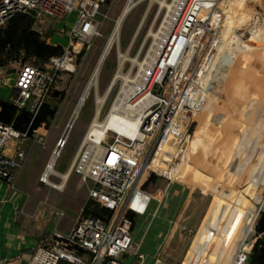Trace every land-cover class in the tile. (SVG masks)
I'll use <instances>...</instances> for the list:
<instances>
[{"label": "built area", "instance_id": "2783aa9c", "mask_svg": "<svg viewBox=\"0 0 264 264\" xmlns=\"http://www.w3.org/2000/svg\"><path fill=\"white\" fill-rule=\"evenodd\" d=\"M224 1H168L165 21L160 22L159 43L153 47V54L144 62L135 79L124 83L125 87L120 91L117 115L129 119L133 112L138 111L136 126L121 127L119 132L109 128L103 130L98 140L93 142L98 145L96 150L90 147L84 153L83 149L76 166L83 180L85 177L92 180L86 197L109 208V217L103 221L97 216L82 213L80 209L66 233L53 231L49 238L37 241L25 264H140L143 261L140 240L159 203L162 190L174 183L191 190L196 187L188 185L178 176L176 168L183 161V153L189 150L196 117L205 102L209 98L214 102L220 100L215 95L214 83L222 80L221 85L226 88L228 72L237 61L234 53L238 55L244 49L264 51V39L261 46L259 42L252 47L246 43L248 47L239 49L238 41L255 34L256 30L251 28V23H247L249 26H234V30L240 27L237 31L239 39L235 32H231L233 35L228 38L225 36L232 52L219 55L221 63L216 65L211 53L215 55L219 48L225 47L218 42ZM101 4L102 0H0V26L15 11L30 12L33 15L30 28L46 41L49 37L44 36L45 18H61L75 11L59 54L51 55L43 62H38L34 56L26 59L16 57L0 65L1 72H7V68L8 72H14L10 87L12 102L17 108L26 107L31 112L28 127L22 132L0 120V180L7 188H13L16 168L21 161L18 152L21 142L29 138L44 144L47 127L39 113L55 73L73 71L72 59L80 46L88 47L94 37L102 36L99 28L106 13L100 9ZM243 33L244 37L241 36ZM200 49L203 51L200 52ZM193 53V60L187 64ZM221 64L225 67L231 65L227 74L222 70L224 74L218 77ZM220 93H224L222 88ZM97 115L98 111L96 119ZM88 135L93 136V132ZM62 144L63 140H57L37 177L53 187L49 177L52 173L48 170L44 174V170L50 157L53 155L55 158ZM82 145L86 147L87 143ZM89 159L92 168L86 169L85 163ZM151 174L161 176L163 183L152 185L149 181ZM135 227L136 232L132 234L131 230ZM249 230H253V225L243 235L239 232L240 237L228 248L224 257L226 264L245 263L251 245L244 247L242 242L255 238L254 234L247 236ZM136 236L138 239L134 241ZM176 243L183 245L179 239ZM161 257L162 250L156 255L154 264H158ZM163 261L175 264L177 255L168 254Z\"/></svg>", "mask_w": 264, "mask_h": 264}, {"label": "rangeland", "instance_id": "374dc122", "mask_svg": "<svg viewBox=\"0 0 264 264\" xmlns=\"http://www.w3.org/2000/svg\"><path fill=\"white\" fill-rule=\"evenodd\" d=\"M126 1L127 0H102L100 9L106 13V17H104L99 28L102 36L94 37L91 44L88 47H85V51L82 55L77 57V55L75 54V56H73V71L55 73V78L60 75V77H58L56 80L58 86V88H56L57 92L55 93V95L52 94V91L50 92V94L54 97L55 102H57L55 122H58V120L62 118L64 114L70 111L66 116L65 121H67L74 104L76 105L77 103V98H80V95L82 94L83 89L85 88L90 78L93 68L101 54L102 49L105 46L107 37L112 31L115 20L120 14ZM165 1L168 2L169 0ZM227 1L229 0H225L224 2ZM234 1H238V3H241L242 6H232V3H235L230 2L229 8H225V11H228L227 14L229 13V11L239 12L242 9L248 11L247 8L251 7V10L257 13V15L260 13L264 16V0ZM133 7L124 16V21H122L118 31L117 40H112L109 45L110 47H108L107 49L104 59L97 72L95 87L89 88L84 102L81 103V106L78 109L79 112L77 111L76 113V119H73L71 126L67 131L64 143L59 146L60 149L58 154L56 155V159L54 160V166L52 165V167L58 170V172L60 173H64L66 168L68 167L73 154L77 149L76 146H78L83 136L85 126L88 123L92 112L94 111L95 92L98 95L103 94L117 69V64L121 59V57L119 56V52H126L129 58H133L140 48L138 59L140 58L139 60H142L147 52L148 47L152 43L151 37L146 36L148 34V30H156L160 26V22H162L166 14V9L164 8V6L160 7L156 1L152 0L150 2L149 0H140ZM74 15L75 11L72 10L68 12L66 16L63 15L61 18L52 16L46 17L48 19L44 20V36L49 37L54 42L63 44L64 37L67 35L68 28L73 22ZM248 24H246V26H249ZM254 25L255 24L252 22L251 28L253 30H256L254 29ZM242 26L244 25H240V27ZM240 27L237 28L236 31H238ZM132 31L133 34L130 37ZM241 36L244 37V33ZM251 36H253L252 41L254 40V38L258 39L259 41H262L264 39L263 19L260 21V26L255 31V34H252ZM251 36H246V41H248ZM129 37L130 40L128 41ZM257 43L258 42L255 41L252 45ZM236 59L237 61L233 63L228 72L229 79L228 83L225 81V89L227 91V94L231 96L232 99L237 100L242 107L237 116L229 115L225 123L222 125L225 139L223 145L221 146L223 158L234 168V174H231L230 178L227 179V182L229 180V184H226V187H231L235 190H237L239 186L244 183L243 181L245 177V169H241L244 166L245 168L248 166V163L246 161L248 151L246 146H244L240 141V137L242 134V124L244 123L250 125L255 123V121L258 119L264 120V53H260L259 51L248 53L246 52L238 56ZM119 69L122 74L128 73V75L131 76L137 71V66L135 64H132L130 60H124L122 61ZM13 77L14 72H8V68L7 72H5L4 70L2 72L0 71V98H11L9 91L10 87L12 86ZM116 79L111 85L112 87H110L109 91L107 92L104 102L98 109V118H102V116L106 113L109 105L111 104L113 98L117 94L122 84V79ZM238 79H240L242 81V84L246 86L249 93V100L247 102L240 101L237 97L233 96V86ZM51 83L54 84L55 82ZM46 99L47 96L45 98V102ZM230 102L233 101L230 100ZM209 104L210 105L208 108L197 115L196 121H198L202 117H205V115L208 113L209 108L214 110L215 112H226L223 102L220 100L219 102L211 101ZM229 110L230 109H228V111ZM65 123L66 122H64L62 126L55 125V143H57V140L60 139ZM262 135L264 136V132L263 134H261V136ZM48 142L49 135L47 140L44 141L43 145L35 140L30 141L27 146L22 163L20 161L21 165L16 168L13 188L18 187L30 192L31 188L34 186V176L39 171L38 161L43 156V153L48 150ZM84 147L85 146H83V149ZM20 149L21 145L18 148V151H20ZM82 150L76 157L74 165L71 168L72 170L65 180L64 186L61 188V190L59 189L60 191L56 192L54 200H51L52 205L54 204L53 206H55V208L47 207L48 211L46 212V214L44 213L45 216L42 225H45V227L47 225L48 230L55 229L61 233L67 232L70 223L74 219L75 215L79 212L86 199L87 187L91 185L92 180L89 177H85L83 180L82 174L77 170L76 166L80 161L79 159L81 157ZM186 160L190 162V164L195 166V164L191 160L189 161V158ZM196 168L203 171L207 175H210L200 167L196 166ZM50 179H52L56 183L60 182V179H58V176L56 175H51ZM183 179L186 182L190 183L189 179ZM234 180H236L237 183H234ZM44 185L47 186V184ZM46 186H43V190L49 188ZM192 190L200 195V201L197 202H202V206H200V210L202 208V212L198 218L197 214L200 211L199 205H194L195 203H193L192 205L194 206V209L191 210L190 215L186 218L184 222L185 224L181 225L176 222L177 224H175L173 228L170 226V223L172 220H175V218L178 217L177 196L170 189H167L163 193L161 200L156 210L154 211L150 221L148 222L146 230L140 240V250L144 253L143 261L140 264H154L157 252L160 250V246H162L163 242H166V247L163 248L162 257L160 258L158 264H168L163 261L168 254L177 255V261L175 264H182V256L185 254L188 244L190 243L197 229V226L204 215L211 196L210 193L204 191L203 189H199L198 191V188L194 187ZM243 191V189H240L241 193H243ZM255 192H257V189L255 190ZM42 202L44 201L42 200L41 202H37L36 208L45 209L46 205H44ZM41 210L42 209H40V211ZM182 210H184V212L182 213L181 211L179 217L176 218V220L183 219L182 215L184 213L186 214V212L185 209ZM43 212L44 211L40 212L39 218H41L40 216ZM138 219L139 215L136 216V220ZM135 232L136 227L131 230L132 234H134ZM239 235L240 234H238L236 240L240 237ZM177 238L179 240H182L183 245L176 244ZM247 240L249 241L250 239ZM27 251L29 253L30 249ZM244 264H249V260H247Z\"/></svg>", "mask_w": 264, "mask_h": 264}, {"label": "crops", "instance_id": "0c3cea01", "mask_svg": "<svg viewBox=\"0 0 264 264\" xmlns=\"http://www.w3.org/2000/svg\"><path fill=\"white\" fill-rule=\"evenodd\" d=\"M230 2L235 3H232V6H242V4L238 3V1L229 0L224 2L222 7H229ZM247 10L248 11L242 9L239 12L243 16H249L251 21H253L256 17H259L260 20H264V16L260 13L257 15V13L251 10V7H248ZM235 13L237 12L229 11L224 20L227 22L230 19L231 14L234 16ZM47 19L48 18L45 20ZM133 31L130 37L132 36ZM221 34L222 32L220 35ZM130 37L128 41L130 40ZM252 37L253 36H251L246 42L245 40L240 41L239 49L248 47L246 43L251 44L252 47V44L255 41L259 42L258 45L261 46V41L256 38L252 41ZM47 41L54 42L50 38ZM254 48L256 49V47ZM257 50L259 51V49ZM240 51L242 52L238 55L234 53L235 59L246 52H257L256 50L246 51L245 49ZM259 52L264 53L263 51ZM54 82V84L50 83L45 93L47 96L45 103L49 105L50 108L54 109L52 116H50L46 123L47 135L45 141L49 135L48 150L43 153V156L38 161L39 171L34 176V186L31 188L30 192L18 187L11 190L0 180V264H25L31 253L33 245L39 240L49 238L53 231H57L55 229L48 230L47 225L46 227L45 225L43 226L42 222L46 212L48 211L47 207L55 208V206H53L54 204L52 205V201L55 198L56 192L60 191L64 186L66 179L64 180L60 190L50 185L46 186L44 185L45 183H42L37 179L44 163L50 155L51 149L54 147L55 125L62 126V124L66 122V116L70 112L68 111L58 120V122H55L57 102H55L54 97L50 94L53 89L58 88L56 83L57 81L55 80ZM235 86L236 91L239 92L241 96V99L239 100L247 102L249 100V93L246 86L242 84L240 79L236 80L233 88ZM9 93L11 95V91H9ZM227 95L228 94L224 93L217 94L218 98L224 102H226L229 97ZM209 100L212 101L211 98ZM76 101H78V98ZM231 101L233 102H230L229 100V111L227 109L226 112H215L209 108L205 117L196 121L192 131L189 150L183 153L184 160L180 164L179 170H176V174L181 176L182 179H189L190 183L187 182L188 185L196 186L200 190L203 189L211 195L204 215L200 220L190 243L188 244L185 254L182 256L181 262L183 264H226V259L224 257L228 253V248L233 245L239 232H242L241 235H243L244 231H247L251 227L258 209L262 206L261 202L264 196V184L259 182L258 178L264 175L257 174L254 160L260 161L264 165V136H261L264 132V120L258 119L255 123L250 125L243 123L241 127L242 134L240 141L244 146H246L248 151L246 157L248 166L246 169L245 166L241 169H245L244 183L239 186L240 189L244 190L243 193L240 192L239 188L235 190L231 187H226V184H229V180L227 182V179L230 178L231 174H234V168L222 156L221 146L223 145L225 139L222 125L225 123L229 115L237 116L242 107L237 100L231 99ZM209 105H207L206 108H208ZM75 106L76 105L74 104L73 109ZM93 112L90 118L92 117ZM29 143L30 139L25 138L20 144L21 149L24 148L21 154V163ZM9 151H12V149ZM20 151H18L19 154ZM188 158L189 161L191 160L195 164V166L186 160ZM54 160L52 164L53 166L55 162ZM196 166L200 167L205 172H208L210 175H207L203 171L197 169ZM53 170L54 171L51 175L55 176L56 169L53 168ZM70 171L71 168L69 172ZM233 182L237 183L236 180ZM43 186L49 187L50 189L46 188L43 190ZM167 189L172 190L177 196V216L179 217L181 211L182 213L184 212L182 209H185L186 212V214L184 213L182 215L183 219L176 220V218H178L176 217L175 220L171 221L170 226L173 228L177 223L181 225L185 224L184 222L186 218L190 215L191 210L194 209L193 205L189 206L188 204V201L190 202L192 197V190L182 184L174 183L168 186L165 190H162L161 197ZM256 189L257 192H255ZM199 197L200 195H195V199L198 201H200ZM42 200L44 201L42 203L46 205V208H36L37 202H41ZM190 207L191 209H189ZM40 209H42L41 211H44L41 213V218H39V214L41 212ZM72 222L70 223V226ZM137 239L138 236L135 237L134 241ZM176 244L178 245V243ZM165 247L166 242H163L157 254L161 252V250L163 251V248ZM29 249L30 251L28 253L27 250ZM197 255L198 258H196Z\"/></svg>", "mask_w": 264, "mask_h": 264}, {"label": "trees", "instance_id": "16d2710c", "mask_svg": "<svg viewBox=\"0 0 264 264\" xmlns=\"http://www.w3.org/2000/svg\"><path fill=\"white\" fill-rule=\"evenodd\" d=\"M32 19L33 15L30 12L15 11L6 20L4 25L0 26V65H5L8 60L16 57L26 59L34 56L38 62H43L49 56L59 54L61 52L62 46L60 43L47 42L43 37L30 28ZM239 20L240 23L237 24ZM233 21V25H246L247 23H251L250 17L243 16L240 12L234 14ZM84 51L85 46L81 45L79 50L76 52L77 57L82 55ZM228 52L230 53L232 50H228ZM219 63H221L220 59L216 61V65ZM219 69L218 77L220 74H224L227 71V67L222 64L219 66ZM222 70H224V73ZM214 84L215 95L220 93V88H222L224 94H227L226 89L223 87L224 85H221L222 80H219ZM56 92V89L52 90L53 95H55ZM232 93L233 96L241 99L239 92L236 91V86L233 88ZM223 105L226 107L225 102H223ZM53 111L54 109L50 108L49 105L44 104L42 111L39 113L40 119L47 123L50 116H52ZM0 120L10 123L14 129L22 132L28 127L31 120V112L26 107L17 108L11 98H0ZM149 181L152 185L158 186L163 183V178L156 174H151ZM196 194L197 193L194 191L191 192L192 197L190 199L189 206H192L193 203H195L194 205L198 204L200 210L202 202H197L198 200L195 199ZM262 206L253 225V234L255 238L254 240L250 238L248 241V245H251L248 254L249 264H264V201ZM189 209H191V207ZM80 211L82 213H89L97 216L103 221L107 220L111 213L109 208L90 197H86ZM201 212L202 208L197 214L198 218Z\"/></svg>", "mask_w": 264, "mask_h": 264}, {"label": "bare ground", "instance_id": "6f19581e", "mask_svg": "<svg viewBox=\"0 0 264 264\" xmlns=\"http://www.w3.org/2000/svg\"><path fill=\"white\" fill-rule=\"evenodd\" d=\"M139 1L140 0H127L126 3H125V5L123 6L120 14L118 15L117 19L115 20V24L113 26L112 31L110 32L109 36L107 37L105 46L102 49L101 54H100V56H99V58H98V60H97V62L95 64V66L93 68V71H92V73L90 75V78H89V80H88L85 88L83 89V92L80 95V98H78L77 104H76V106L74 108V111H73V113L71 115V118H73V117L75 118V116L77 115L76 113H77L79 107L81 106V103L84 102L85 96H86L89 88L90 87H95V85H96L97 72H98V70L100 68V65H101L103 59H104V56H105V54L107 52L108 47H110L109 45H110L111 41L112 40H114V41L117 40L118 31H119V28L121 26L122 21H124L125 14L133 6H135V4H137ZM150 1L151 0H149V2ZM152 1H156L160 7L161 6H164V8L166 9V12H165L166 14H165V16L163 18L164 21H165V17H166V15L168 13L169 3L166 2L165 0H152ZM227 8H229V7H227ZM222 9H223V23H222V19H221V23L219 25V31H220V33L222 32V34L221 35L219 34L220 39L218 40V42H219V44L225 45V47L219 48L216 51L215 55L211 53L212 57H214V62H216L219 59L218 58L219 55H223L225 53H229L228 50H232L231 47H230V45H229V42H227L226 38L230 37V34L233 35V33H231V32L237 33V31L234 30V25H233L234 24V21H233L232 14H231L230 19L226 22L224 20V18L226 17L228 11L226 12L224 7H222ZM260 21L261 20L259 19V17H256L253 21H251V24H252V22L255 24L254 25L255 26L254 29H256V30L258 29V27L260 26ZM238 23H240V20L237 22V24ZM235 26L237 27V25H235ZM238 26H240V25H238ZM159 28H160V26L156 30H153V29H149L148 30V34L146 36L147 37H151L152 43L148 47L147 52L144 55V57L142 56L143 57V59L141 58L142 60H139L140 58L138 59V56H139V53H140V48H139V51L137 52V54L135 55V57H133V58H129V56L127 55L126 52H124V53L119 52V56L121 57V59L119 60V62L117 64V69H116L114 75L112 76L109 84L107 85L105 91L103 92V94H100V95H98L95 92V108H94V113H93V115L91 117L92 120L90 121V124H89L88 128L86 129V131L83 133V136H82V138H81V140H80V142H79V144L77 146V149H76L75 153L73 154V157H72V159H71L68 167L66 168V170H65L64 173H60L57 170H55V175H57V176L60 177V182H57L56 183L55 181H51L52 184L55 186V188L60 189L62 187L64 180L68 176V172L70 170L71 162L74 160V158H76V156L79 155V153L83 149V146L84 145H82V144L87 143L86 147H84V153L90 147L92 149L96 150V148L98 147V145L96 143H93V142H96L98 140V138L100 136V133L103 130H108V128H109V129H111L113 131L119 132L120 129H121V127L123 128L124 126H133V127L136 126L137 121H138V114H137L138 111L137 112H133L129 116V119H126L125 117H121V116L117 115V108H118V101H119L120 91L124 89V87H125V84L124 83H128V81H132L133 79H135L136 75L139 73V70L142 68L144 62H146L148 60V58L153 54V47L159 43V39H158V35L160 33ZM136 32H137V30H136ZM136 32H135V34H136ZM135 34H134V36H135ZM237 34H238V39H239V36L240 35H239V33H237ZM225 36H226V38H225ZM246 39H245V41H246ZM116 42H118V41H116ZM238 42H240V41H238ZM202 45H203V42H202ZM223 48H224V50L222 51ZM195 49H196V47H195ZM201 51H203V50L200 49V52ZM204 53H205V49H204ZM191 56H192V58H191V60L188 61L187 64L191 63V61L193 60L194 53L191 54ZM124 60H130L132 62V64H135L137 66V71L133 75L129 76L128 73L122 74L120 72V69L119 68H120V65L122 64V61H124ZM212 62H211V64H212ZM230 65L227 66V71L229 70ZM116 78L122 79L121 80V83L122 84H121V86H120L117 94L113 98L111 104L109 105V108L107 109L106 113L102 116V118H97L96 119L97 111L101 107L102 103L104 102V99L106 98L107 92L109 91L110 87H112L111 85L113 84V82L115 81ZM54 80H55V75H54V78L52 79L51 82H54ZM214 90H215V84H214ZM227 96H229V95H227ZM209 99H207V101L205 102L204 108L202 109V111H204V109L206 108V106L209 105V103L211 102V100H209ZM231 99H232V97L229 96L227 98V101L225 102L226 107H224V109L226 111H227L228 105H230L229 100H231ZM220 101H223V100L220 99ZM215 102H217V101H215ZM202 111H200V112H202ZM123 124H125V125H123ZM94 125H99V127H96ZM66 129H67V127L62 131V135L60 137V140L62 139L63 140V143L65 141V136H66L67 131H68V130L66 131ZM90 132H93V136L88 135ZM57 148L55 149V151L57 150ZM23 150H24V148L21 149L20 155L22 154ZM55 159H56V154H55ZM53 160H54V157L52 155L50 157V159L48 160V162H47V165H46L45 170H44V174L48 170L51 173H53L54 170L52 169V166H51ZM254 164H255V167H256L257 174L258 175H264V165H263V163L260 162V161L254 160ZM85 168L86 169L87 168H92V161L90 159L88 160V162L85 163ZM179 168H176V169L179 170ZM258 181L261 182L262 184H264V176H260L258 178ZM263 201H264V196L262 198L261 205L263 204ZM242 243H243V246L244 247H249L250 246V245H248V240H244ZM196 258H198V255L196 256Z\"/></svg>", "mask_w": 264, "mask_h": 264}, {"label": "water", "instance_id": "95a60500", "mask_svg": "<svg viewBox=\"0 0 264 264\" xmlns=\"http://www.w3.org/2000/svg\"><path fill=\"white\" fill-rule=\"evenodd\" d=\"M73 111H74V109H72V112L70 113V115H69V117H68V119H67V121H66V123H65V125H64L63 130L67 127V129H66V131H67L68 128L71 126V123H72V121H73V119H74V117L71 118V115H72ZM63 130H62V131H63ZM61 141H62V139H61ZM257 215H258V212L256 213V216H255V218L253 219V224H252V225H254V222H255V220H256ZM252 234H253V230H249V231L247 232V235H252ZM247 260H249V256H248ZM247 260H246V261H247ZM246 261H245V262H246Z\"/></svg>", "mask_w": 264, "mask_h": 264}]
</instances>
